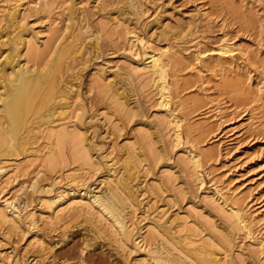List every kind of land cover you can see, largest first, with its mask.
<instances>
[{"label": "rangeland", "instance_id": "rangeland-1", "mask_svg": "<svg viewBox=\"0 0 264 264\" xmlns=\"http://www.w3.org/2000/svg\"><path fill=\"white\" fill-rule=\"evenodd\" d=\"M45 2L49 7L42 9ZM133 2L0 0V70L12 31L40 47L53 29L62 34L69 29L61 44L84 45L57 78L53 106L58 117L54 114L48 128L68 129L77 122L92 144L94 161L83 165L68 159L52 172L42 169L47 127L37 122L30 125L24 150L0 155V211L5 218L0 220V264H155L150 253L162 246L159 226L168 229L170 222L177 238L191 235L196 244H207L218 264H264L256 247L264 240V0ZM16 8L18 22L9 25V13ZM88 31L97 34V46L91 45ZM148 53L169 58L166 105L143 64ZM98 81L121 91L138 114L132 120L120 114L114 118L109 96L94 87ZM216 109L223 120L212 117ZM173 118L181 120L178 141L165 128ZM142 131L151 132L162 157L153 163L142 148L146 163L137 165L134 158L137 172L128 173L123 159L134 150L133 142H140ZM197 153L204 156L195 174L182 161ZM115 178L124 180V198L132 200L124 215L129 233L124 247L117 240V225L89 198L103 197L104 183L113 188ZM217 196L241 211L237 232L223 241L221 214L211 212ZM67 197L83 203L64 207L57 216L59 208L49 211L48 204Z\"/></svg>", "mask_w": 264, "mask_h": 264}, {"label": "bare ground", "instance_id": "bare-ground-1", "mask_svg": "<svg viewBox=\"0 0 264 264\" xmlns=\"http://www.w3.org/2000/svg\"><path fill=\"white\" fill-rule=\"evenodd\" d=\"M132 3H134L133 0ZM48 7H49L48 3L45 2L41 8L43 9ZM18 14H19L18 8L13 9L12 12L9 13L10 16L9 25L17 24L18 22L17 19L19 16ZM106 25L107 24H105V27L108 26ZM102 27L100 30H103L105 28L104 27L102 29ZM57 29L59 28L53 29L52 34H50L46 40L43 39L44 40L42 41L43 45H41L40 47L37 44L38 42L35 43L32 41L33 43L36 44L35 45L29 40L30 38L29 39L25 38V34L12 31L11 39L13 42L11 44L9 53L7 54L6 58H4L5 59L4 62H2L3 64L0 70V155L6 156L7 154H9V152L12 153L15 152L16 150H24L26 144L29 143L28 140L30 139L31 136L32 127H30V125L34 122L35 123L37 122L36 124H38V127L42 125H45V128L47 127L46 132L43 131L47 134L45 135L47 136L45 137L47 139V146L44 149L43 152L44 155L41 159V168L51 172L55 170L57 167L61 168L60 166H62L63 164H67L66 161L68 159L69 160L71 159L72 160L71 162H79L80 164L83 165H89L92 162L91 161L92 144L90 145L89 140L80 131V126L76 124L77 122L76 123L74 122V125L73 126L71 125L72 127L68 129H65L64 126L58 130H52L51 128H48V126L52 123L55 117L54 114L56 108L55 106H53V103L55 102L58 92L57 78L62 74L64 69H67L66 67L67 62L73 61L75 57L81 53L82 48L84 46V45L76 46L77 42H69L66 44H61L63 40L62 39L63 34L65 35L69 31V29L68 30L66 29L67 30L66 33L64 32L63 34ZM84 29L87 31L86 26H84ZM62 30L64 31L65 28ZM87 37H89L90 40H92L93 44L91 45L97 46V42L99 40L97 34L88 31ZM78 49H80V51ZM165 57L162 53H158V54L148 53L147 56L145 57V62L143 64L145 67L148 68V71L156 79L154 80L155 81L154 84L156 85L157 88L156 90L159 93L161 102H163V104L165 103L166 105V103H168L169 94H170L169 87L166 83L167 70H168V66L170 65L168 60L169 58L167 59V57L166 58ZM125 84L131 96L133 97L134 92L130 86L129 80H127ZM109 85H110L109 82L104 83L98 81L96 85L94 84V87L96 86V90L98 93L109 96L108 101L110 100V103L113 104V110L111 109L112 110L111 113L113 114L114 118H118L117 114H120L122 118L124 119L129 118L130 120H132V117L138 114V109L134 110L132 105L130 106V99L129 100L126 99L122 95L121 91H118V89L116 88H110ZM59 100L60 99H58L57 101L59 102ZM59 103L61 104V102ZM65 103L67 104V102ZM133 103L136 106L135 100H133ZM216 112L217 113L212 117H216L219 120H223V118L220 116L221 115L220 109H216ZM217 115L219 116V118L217 117ZM56 116L58 117V115ZM216 118L213 119L216 120ZM224 122L225 121H223V123ZM180 123L181 120L173 118L172 120L169 119V121H167L165 126L166 129L168 128L172 129L175 141H178L180 139V126H181ZM218 125L219 124H217V126ZM217 129L218 130L220 129V125L219 128ZM148 132L144 133L142 131V133L144 134L142 135L140 134L141 136L139 143L137 141L134 142L130 141L134 143L133 144L134 150L132 151V153L129 154L130 156L126 155L125 158L123 159L126 165L125 166L126 171L128 173L137 172V168L134 164V162L136 161H133L134 158H136L137 161L140 162L137 165H140L141 162L146 163V158L143 155L144 151L142 148H145L148 154L147 155L148 159H150L153 163L161 160L160 157H162V155L160 156L161 152L156 147V143H155L156 140L154 139V136L150 134L151 132L150 133ZM154 132H156V130L153 128V134H155ZM203 156L204 153L192 154L187 158V160L182 161L183 166L187 169L191 165L192 172L198 174L199 168L201 166V158ZM92 163H94V161ZM188 163H190V165H188ZM184 172L185 171L182 170L179 173L184 176L185 175ZM191 173H189L188 175H192ZM171 178L173 179V177H170V181ZM167 180L169 179L167 178ZM33 181H32L33 185L32 183L30 184L32 185L31 186L32 190L35 189V184ZM114 182L115 185L113 188L112 187L110 188L109 184L103 182L106 185L105 186L106 189L104 191L103 197H101L100 194L99 195L94 194L92 196H90L91 195L90 194L89 198L92 197V202L95 203L96 206H98L101 209V211L113 222V224L115 223L117 225V228L120 231V235L117 236V240L119 241L121 246L124 247V243L129 241V233L127 232L126 229L127 227L124 222V215L126 211V204L131 199L130 198L128 199L126 197L124 198V195L126 193L128 194V192H126L127 188L124 180L120 178H115ZM123 193L125 194L123 195ZM221 196H217L212 200L211 212H214L215 210L219 215L221 214L220 217L222 218V222H223L221 228L223 229V231L220 235V238L223 241L227 239V237L231 234V232H235L237 230L236 227L238 223L242 221V219H241V211L239 206L235 205V203L227 204L229 203L227 202L228 200L226 199L227 201H225V199L222 198L223 196L222 197ZM59 200L61 201V202L59 201L60 203L56 200L47 205L50 212H54L55 208H59L56 210V212H54L55 216L62 213L63 210L69 205L72 206L74 204L76 205L83 203L81 199L76 200V199H72L71 197H67L65 199L60 198ZM6 204L10 207L13 206L9 202H6ZM60 204H64V206L62 205L61 207H59ZM85 204L87 205V202H85ZM67 209L69 210V208ZM0 220H5L2 211H0ZM172 223L171 222L170 224L168 223L170 225L168 229L164 226L163 228L159 226L160 227L159 231H161V234L159 235V240H160L159 245L162 244V246L160 248L156 247L157 249H155L154 251L152 250V252L150 253V259L153 261V263L184 264L182 261H185V263L187 262L188 264H218V258L214 256L215 255L214 251L208 248V246H206L207 244L206 245H202L198 243L196 244V242L191 238V235L190 237L184 236L182 239L177 238V235H174L175 231L173 232L170 231V227H172L171 226ZM175 225L178 228V226H180L181 224L180 222H176ZM244 226L246 228V231L248 232V228L246 227L245 224ZM179 229L177 230L179 231ZM181 231L186 232L185 227H182ZM199 231L200 230H198V233H201ZM150 232H151L150 234L148 233L149 240H152V242L154 243L155 237L151 230ZM197 236L199 235L197 234ZM142 238L144 237H141V239ZM207 241L210 242V240ZM214 242H217V240H214ZM263 242L264 240L258 241V244L256 245L258 249V255L260 254L263 257L262 263H264ZM217 243L219 244V242ZM216 248L218 247L216 246ZM169 251L176 253L177 257H172ZM255 254L257 253L255 252Z\"/></svg>", "mask_w": 264, "mask_h": 264}]
</instances>
